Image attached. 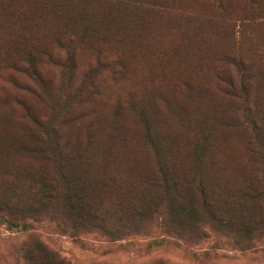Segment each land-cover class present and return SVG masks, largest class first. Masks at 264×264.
Here are the masks:
<instances>
[{"label": "rangeland", "instance_id": "rangeland-1", "mask_svg": "<svg viewBox=\"0 0 264 264\" xmlns=\"http://www.w3.org/2000/svg\"><path fill=\"white\" fill-rule=\"evenodd\" d=\"M0 168L146 213L17 208L0 264H264V0H0Z\"/></svg>", "mask_w": 264, "mask_h": 264}, {"label": "trees", "instance_id": "trees-1", "mask_svg": "<svg viewBox=\"0 0 264 264\" xmlns=\"http://www.w3.org/2000/svg\"><path fill=\"white\" fill-rule=\"evenodd\" d=\"M40 150H43L39 148ZM15 176V174H14ZM14 178L5 170L0 168V218L3 215H12L18 208V210H25L22 213L29 212V217L38 221V215L41 213H47L50 207L55 204L65 203V206H62L60 210L67 213L74 221V225L77 227L90 224V226H95L98 229L104 231L105 234L112 236L113 238L124 235L121 231L130 230V227L136 226L137 223L135 219L144 220L146 213L144 210H141L137 213H132V215H124L120 217L119 225H116L117 228H109L110 223L113 222L112 218H109L107 214L101 210L97 212L86 211L83 207H73L68 206V203L74 201L72 197L68 194L62 195L60 189L50 185L48 183L39 184L38 182L20 181L21 185L17 186L13 180ZM64 190V189H63ZM62 191V190H61ZM213 202V201H212ZM210 201V203H212ZM192 204L185 203L186 206ZM213 207V203H212ZM14 209V211H12ZM182 212H185L186 208H180ZM115 211L110 212L112 215ZM179 216L182 213L178 214ZM214 213L209 217L214 219ZM27 217V214L25 215ZM177 219V218H176ZM129 220H133L129 226L127 223ZM126 221V223H125ZM206 221V220H204ZM11 224V223H9ZM138 229V228H136ZM26 264H69L64 258H61L51 249H48L38 238L33 239L31 247L28 249V256L26 257Z\"/></svg>", "mask_w": 264, "mask_h": 264}]
</instances>
